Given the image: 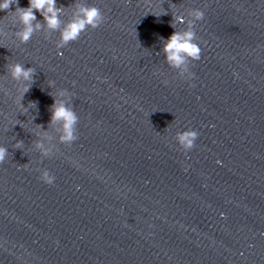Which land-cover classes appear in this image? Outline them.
Wrapping results in <instances>:
<instances>
[{
    "label": "clouds",
    "instance_id": "obj_1",
    "mask_svg": "<svg viewBox=\"0 0 264 264\" xmlns=\"http://www.w3.org/2000/svg\"><path fill=\"white\" fill-rule=\"evenodd\" d=\"M12 5H16L15 11L10 10ZM73 6L76 8L73 18L67 22H62L60 17L64 6H57V0H28V6L24 8L18 6V0H0V11L6 12L7 15L11 12L12 25H19L13 36L20 44H27L35 33L46 26L50 32H59V39L56 43L57 49L64 48L71 42L79 40L89 28L95 30L105 22V16L99 7L77 4L76 2ZM35 12H39L43 17V24L37 20ZM152 14L157 17L161 15L154 12ZM189 15L191 20L185 21L181 15L173 14L171 27L174 32L164 42L162 49L166 64L171 69L176 70L177 75L185 80H189L193 76L190 71V63L201 58L202 49L196 42L197 36L194 25L204 19L205 13L201 9L193 8ZM185 22L188 24L185 31L175 30L178 23ZM8 35L7 31L0 28V40H7ZM6 68L7 76L15 82L16 91L19 93L18 106L23 107L21 101L34 83L35 69L33 67L26 68L24 64L19 62L7 64ZM164 83L167 84L168 81L165 80ZM49 85L53 86L54 81H49ZM0 91H3L5 95H10L7 88L0 86ZM52 95L54 102L50 107L49 124H59L61 130L59 143L71 146L78 139L77 124L79 122V117L71 106V94L65 89H57ZM29 104L36 106V102H29ZM38 127L42 128L43 126ZM174 138L179 148L188 152L194 147L198 132L189 129L177 132ZM21 144L22 141H17L15 147L21 149ZM35 148L40 151L43 157L50 158L53 155V149L46 148L40 141L35 143ZM7 156L8 149L0 146V164L5 162ZM39 171V179L42 182L46 184L54 182V176L47 169Z\"/></svg>",
    "mask_w": 264,
    "mask_h": 264
}]
</instances>
